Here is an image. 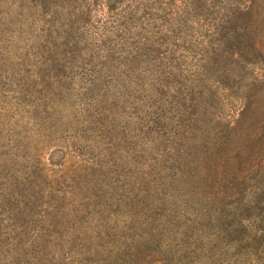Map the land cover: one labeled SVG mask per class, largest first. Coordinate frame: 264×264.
I'll use <instances>...</instances> for the list:
<instances>
[{
    "label": "rangeland",
    "instance_id": "1",
    "mask_svg": "<svg viewBox=\"0 0 264 264\" xmlns=\"http://www.w3.org/2000/svg\"><path fill=\"white\" fill-rule=\"evenodd\" d=\"M191 1L200 9L194 39L203 44L207 16L218 22L221 5L240 12L218 33L225 44L209 69L215 108L204 127L226 137L207 151L220 139L200 131L185 144L189 159L180 157L177 138L166 140L150 122L142 96L155 97L156 87L147 72L140 95L135 84L119 89L129 81L118 68L110 89L87 94L90 82L77 69L91 59L85 43L68 57L76 68H53L68 56L61 46L68 21L91 10L84 19L99 43L98 28L122 32L119 22L132 24L135 0H0V264H264V254L249 249L253 236H264V138L249 141L264 120V96L240 134L226 128L239 119L255 77L264 81V0L244 16L252 0ZM151 26L149 17L132 29L153 33ZM246 40L257 53L241 50ZM174 58L183 73L173 81L197 75L204 55ZM178 87L163 89L171 96ZM178 92L185 104L190 97ZM169 107L162 123H171Z\"/></svg>",
    "mask_w": 264,
    "mask_h": 264
},
{
    "label": "trees",
    "instance_id": "2",
    "mask_svg": "<svg viewBox=\"0 0 264 264\" xmlns=\"http://www.w3.org/2000/svg\"><path fill=\"white\" fill-rule=\"evenodd\" d=\"M162 1L163 0H135L137 6L135 7L134 5L132 7L133 18L126 19L132 21V24L129 26L124 23V20L119 22L121 23L120 25L124 27L122 32L112 31L105 25L98 28L100 31L99 37L103 38L99 43L95 39V27L89 26L92 21L89 20L90 22H86V19H84V16L88 17V15H90L91 10L88 13L89 9H83L80 15L75 17L74 21H68L66 30L64 31L66 43L61 44V46L63 45V47L68 49L67 52L63 51V55L68 56L59 59V64H53V68L59 66V69H61L66 64H70V67L76 68L75 65H71V61H69L72 57H68L77 55L78 47L82 43H85L87 44L88 50L91 52V59L88 61L83 59L84 61L81 63L82 65H79L80 67H77V69H80V71L84 73V82H90L91 87L87 89V94L110 89V80L114 79L116 74L114 71L118 68L124 79L127 78L129 81L126 82L128 83L126 86L116 82L119 89H129V85L135 84L140 88V95L144 93L143 88L145 86V77L143 73L147 72L152 76L155 83V85L152 86L156 87L153 88L156 92L155 97L146 94L142 96L147 105L146 113L153 117V119H150V122L156 124L155 131L159 128L158 133L161 137H167L166 140L177 138L174 145L180 152V157H188L190 159L194 153L191 149L185 147V144L191 142V137L196 136L200 131H206L204 125L211 119V108H215L210 101L214 99L216 93L210 89L211 86L208 82L209 69L220 61V55H222L220 52V46L225 44L222 39L216 37L219 32L226 29V27H224L225 22H229L230 19L237 16L240 11H228L227 8L221 5L222 7H220V9L223 11L220 18H218V22L215 18L207 16L209 23L212 25L209 27L210 31L206 30L207 36H204L208 37V41L203 44L202 41L194 39L195 33H197L195 31L197 30L194 29L193 22L195 23L196 20L195 13H198L200 9L198 7L191 8L189 6L191 3L193 5L191 0H180V5L175 2L176 0ZM258 1L259 0H252L251 5L242 11V15L251 14L257 7ZM140 6L145 8L146 11L141 9ZM153 9L158 13L155 14ZM141 11L143 16L140 15ZM149 17H152L153 26L151 27L153 33H139L140 35H136L137 33H134L132 28H139L140 22L143 23L146 18ZM150 20L151 19L148 21L150 22ZM199 22L200 21H198V24ZM140 29H144V27H140ZM111 32L114 33L113 37L110 36ZM181 39L183 42H181ZM245 43H247V40L244 41V43L239 42L242 51L245 53L250 52V54H253L251 50L255 53L258 52V49L255 46L251 45L248 47ZM206 44L208 47L203 48ZM55 47L59 48L57 45H55ZM73 48L75 50H73ZM118 52L119 55L122 53L121 55H123V57L116 58L115 55H113L118 54ZM178 52L179 54H177ZM58 53L59 50L52 51L51 49L47 52V54L57 55V57ZM175 55H204V58L202 59L203 65H201L198 74H183L182 76H179V79L173 81V78H176L177 76V72L183 73L180 62L178 63L177 58H174ZM173 60L175 62L177 61V63L175 64ZM115 61H118L119 63H115ZM88 64H91V69L86 67ZM100 68H103V73L100 71ZM262 77H264V75H262ZM114 81L116 80L114 79ZM255 81L258 84H253L252 87L248 88L249 92L245 95V104L242 107L239 119L226 127L231 130L233 135L240 134L241 123L247 122L248 118L253 113L256 115L257 111H259L264 96V81L259 77H255ZM174 84L179 86L178 91L186 92L184 97L185 100L187 97H190L189 100L187 99V101H185L186 103L190 101V105H187L186 103L182 104L179 101L177 102L180 97L178 91L177 93H171V96L164 91L163 88L171 89ZM218 84L223 83L218 81ZM258 86H260L261 89L258 92H254V89L256 90ZM116 92L118 91L116 90ZM165 103L170 105L169 110L172 113L171 116H167V118L171 120V123L161 122V118L165 117V114L163 113V105ZM176 105L180 108H175ZM151 108H154L155 110H151ZM220 109L223 110L222 107H220ZM158 110H160V113ZM141 120L145 119L142 118ZM144 122L146 123V121ZM166 129H169L172 135H168ZM206 132L211 136H218L220 139V141H214V147L206 145V150L209 151L213 148H219L222 137H226L225 130L215 129ZM143 133L146 134V132ZM263 138L264 120L259 123L257 131L249 136V141L257 143ZM156 174L158 175L157 181L164 179L160 172ZM260 177L263 178L264 173L261 174ZM262 224H264V217H262ZM261 231L264 233V228H262ZM230 232L231 231L228 230V233H226L227 237L231 235ZM253 238L256 246H251L249 249L251 248L252 251L254 250L255 255L259 254L260 257L264 254V236L262 238L255 235Z\"/></svg>",
    "mask_w": 264,
    "mask_h": 264
}]
</instances>
